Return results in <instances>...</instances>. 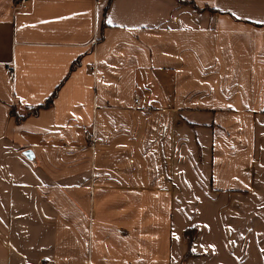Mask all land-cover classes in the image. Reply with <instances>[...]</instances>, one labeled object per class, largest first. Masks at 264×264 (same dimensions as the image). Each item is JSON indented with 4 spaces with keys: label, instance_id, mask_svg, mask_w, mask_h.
<instances>
[{
    "label": "crops",
    "instance_id": "0c3cea01",
    "mask_svg": "<svg viewBox=\"0 0 264 264\" xmlns=\"http://www.w3.org/2000/svg\"><path fill=\"white\" fill-rule=\"evenodd\" d=\"M18 1L0 264H264V0Z\"/></svg>",
    "mask_w": 264,
    "mask_h": 264
},
{
    "label": "built area",
    "instance_id": "2783aa9c",
    "mask_svg": "<svg viewBox=\"0 0 264 264\" xmlns=\"http://www.w3.org/2000/svg\"><path fill=\"white\" fill-rule=\"evenodd\" d=\"M28 5V0H19L18 2H16L13 6L14 10H23L26 9ZM10 74L12 75L13 72H10ZM134 103L138 104V98L135 97L134 98ZM89 141H93V135L88 136Z\"/></svg>",
    "mask_w": 264,
    "mask_h": 264
},
{
    "label": "trees",
    "instance_id": "16d2710c",
    "mask_svg": "<svg viewBox=\"0 0 264 264\" xmlns=\"http://www.w3.org/2000/svg\"><path fill=\"white\" fill-rule=\"evenodd\" d=\"M74 65H75V64H73L72 67H74ZM54 95H55V94H53V95L48 99V101H47L44 105L37 106L36 108H34V109H33L32 111H30L29 113H30V114H35V113H37V110H38L39 108H41V107H45V106H48V105L51 103V100L53 99ZM10 113L14 115L15 112L13 111V108H11V112H10ZM23 117H24V116H16V119H17V120H21Z\"/></svg>",
    "mask_w": 264,
    "mask_h": 264
},
{
    "label": "snow or ice",
    "instance_id": "6c2138e0",
    "mask_svg": "<svg viewBox=\"0 0 264 264\" xmlns=\"http://www.w3.org/2000/svg\"><path fill=\"white\" fill-rule=\"evenodd\" d=\"M109 23H111L112 21H111V19H109V21H108Z\"/></svg>",
    "mask_w": 264,
    "mask_h": 264
},
{
    "label": "rangeland",
    "instance_id": "374dc122",
    "mask_svg": "<svg viewBox=\"0 0 264 264\" xmlns=\"http://www.w3.org/2000/svg\"><path fill=\"white\" fill-rule=\"evenodd\" d=\"M217 196V195H216Z\"/></svg>",
    "mask_w": 264,
    "mask_h": 264
}]
</instances>
